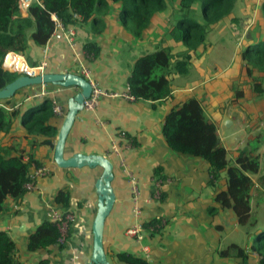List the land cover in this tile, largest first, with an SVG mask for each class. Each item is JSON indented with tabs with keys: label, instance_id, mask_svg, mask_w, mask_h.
<instances>
[{
	"label": "crops",
	"instance_id": "obj_1",
	"mask_svg": "<svg viewBox=\"0 0 264 264\" xmlns=\"http://www.w3.org/2000/svg\"><path fill=\"white\" fill-rule=\"evenodd\" d=\"M113 18L109 24L110 31H104L102 35H95L89 22L78 21L70 26L76 33L73 47L65 41L64 32L53 34L45 45L48 46L45 72L78 74L80 65L86 66L93 82L106 93L93 111L82 110L77 114L67 136L64 155L65 152V157L74 153L102 155L113 165L111 187L115 202L103 230V247L109 264H124L113 256V253L119 252L142 257L149 264H190L195 256H205L208 252L203 232L198 231L196 226H204L201 225L202 222L210 218L207 210L217 208L214 215L223 210L218 209L217 204L212 206L213 189L217 186L216 183L214 187L207 183L209 175L205 164L174 154L167 148L161 133L164 117L173 106H180L186 98L193 96L203 107L207 119L216 126L217 136L227 155L226 146H235V152L240 149V142L229 134L231 129L229 132L228 121H220L223 110L211 114L203 106L212 89L208 85L211 77L205 70V61L201 60L190 66L187 75L172 78L171 96L162 102H129L121 98L127 91V78L134 60L143 51L153 50L143 48L146 40L134 39ZM87 41H93L100 47V54L95 60L89 61L85 57L82 46ZM45 46L40 48L31 44L29 56L37 65L44 56ZM23 63L24 61L16 62L11 69L23 67ZM193 76H200L202 81H195L200 82L196 85L192 81ZM42 90L47 93L45 97H32ZM206 90L209 93L206 94ZM21 91V94L13 96V104L19 106L23 103V111L25 105L33 106L48 98L62 107L65 115L67 100L78 89L46 84ZM23 94L28 96L24 98ZM113 94L117 96H112ZM63 117H58L57 132ZM18 129L19 127L16 128ZM123 132L133 138V146L124 135H119ZM55 139L56 137L53 146ZM8 142L27 150L26 143L20 139ZM34 152L40 166H51V173L48 177L38 179L35 189L25 193L20 200L5 202V213L0 216V231L6 232L15 244L16 264H39L45 260L49 264H88L93 244L92 222L97 211L94 183L99 178L101 169H59L53 162V148L48 150L39 147ZM159 165H162L166 177L158 189L160 193H164L162 203L155 196L158 178L153 174V170ZM132 183H136V196L131 190ZM67 187L70 191L69 211L73 215V221L64 234L68 235L65 247L62 250L52 248L49 253H29L25 247L26 237L43 221H50L51 212L56 210L54 196L57 191ZM135 210L139 211L138 215ZM153 218L163 220L162 228L153 236L144 227L142 240L137 241L127 236L126 230L129 227L137 222L143 225ZM190 228H194L193 234L200 245L194 252L190 251V244L177 246L181 238H185V243L186 237L191 236L188 232ZM231 233L232 231L229 236ZM143 247L149 249L148 256L144 255Z\"/></svg>",
	"mask_w": 264,
	"mask_h": 264
},
{
	"label": "trees",
	"instance_id": "obj_2",
	"mask_svg": "<svg viewBox=\"0 0 264 264\" xmlns=\"http://www.w3.org/2000/svg\"><path fill=\"white\" fill-rule=\"evenodd\" d=\"M108 2L113 3L118 13L111 14ZM235 5L236 0H37L28 8L26 17H22L17 0H0V63L8 52H13L22 56L30 67L37 66L29 56L30 47L32 44L43 48L47 44L54 33L52 16L66 27L78 21L90 22L92 32L102 35L108 26L103 17L106 14L110 19L116 18L117 24L137 40H146L155 17L160 16L167 21L169 18L166 37L170 44L165 43L140 55L134 60L127 78L128 91L135 101L159 103L171 96L172 78L187 75L189 67L209 53L211 46L206 39L207 34L228 19ZM256 16L250 26L251 41L245 43L248 47L240 53L249 77L253 71L264 74V0ZM82 49L89 61L100 54L99 45L93 41L85 42ZM15 61L24 60L20 58ZM6 65L10 68L13 66L8 57L5 59ZM19 76L18 73L4 71L0 66V90ZM253 81V91L261 94V84ZM21 93L20 90L14 96ZM27 96L23 94L24 98ZM53 107L48 98L33 106L25 105L24 111L23 103L19 106L13 104V97L0 103V216L5 213L7 200L18 201L25 194L24 185L29 180L32 166H40L34 150L39 147L53 148L58 120ZM161 133L171 152L205 164L209 185L214 187L215 183L217 186L221 182L213 189L212 197L218 209L230 210L240 226L251 224L253 190L264 185L261 181L264 176L254 182L250 175H257L264 169V156L261 162L262 155L259 153L264 146V135L251 136L246 146L230 161L217 136L216 126L207 119L203 107L193 96L166 113ZM123 134L133 146V138ZM13 139L24 141L27 150L8 142ZM153 174L161 182L166 179L162 165L157 166ZM163 195L160 193L159 196L161 203ZM69 201L68 187L57 191L54 196L56 209L64 213L70 212ZM216 212L217 208L209 211L211 214ZM57 224L45 220L38 225L25 239L26 250L29 253H49L52 248L62 250L68 235H62ZM162 226L163 220L160 218L143 224L145 229L151 230H148L150 236ZM15 251L14 242L6 232L0 231V264H16ZM217 254L229 260V264L232 261L247 264L251 255L255 254L257 264H264V229H257L245 247L232 243ZM113 256L124 264H149L144 258L127 252L113 253ZM39 264L49 262L45 260Z\"/></svg>",
	"mask_w": 264,
	"mask_h": 264
},
{
	"label": "rangeland",
	"instance_id": "obj_3",
	"mask_svg": "<svg viewBox=\"0 0 264 264\" xmlns=\"http://www.w3.org/2000/svg\"><path fill=\"white\" fill-rule=\"evenodd\" d=\"M261 1L236 0L234 11L228 19L207 34L206 39L211 49L201 59L202 62L205 61V65L207 64V69L205 70L208 71L207 74L211 77L208 85L212 88L210 94L206 97V102L209 104L204 103L203 106L211 114L217 110H223L220 114V121L222 119L228 121L229 132L231 129L229 134L238 139V143L240 142L238 144L240 149L236 152L233 150L235 146L230 144L226 146L228 148L227 159L230 161L235 158L238 151L246 146L251 136L264 135V74H258L253 71L250 77L247 76L244 61L240 57V53L244 50L245 43H247V34H249L251 41L250 26L255 22L256 15L259 14ZM108 5L110 6L111 14L118 13L119 10H116L117 8H115L113 3L108 2ZM102 13L99 14L101 15ZM103 17H105L104 22L108 24L104 31L108 33L111 29L109 24L112 19L106 17V14ZM169 23V18L167 21L163 17H155L147 31L146 42L143 43L146 45L143 48L148 51L160 48L165 43L170 44L169 38L166 37ZM89 26L91 27L90 22ZM253 80H257L261 84L263 91L261 94L253 91ZM192 81H202V78L193 76ZM198 83L200 82H195L196 85ZM26 91H29V89H26ZM207 93H209V90H206ZM259 153L260 156L262 155L261 162H263L264 146L259 150ZM222 175L224 177V174ZM250 176L254 182H257L259 178L264 176V169L259 174ZM261 181L264 184V179ZM219 183H217V186ZM206 205L209 206V204ZM213 205L216 206V203L212 201ZM207 214L210 218L202 222L201 225L204 226H196V228L198 231L203 232L208 252L205 256H195L191 259L190 264H229V260L219 257L217 252L226 249L232 243L245 247V244L253 237V233L257 229H264V185L255 187L253 190L251 224L249 223L246 226L238 225L234 214L230 210L220 211L217 215L211 214L207 210ZM194 231V228H190L188 232L191 236L186 237L185 243V238H181L177 246L190 244V251L193 252L197 247H200L199 243L196 242ZM231 231L232 233L229 236ZM207 237H211V239H207ZM197 250L199 251V249ZM257 261L258 257L252 254L247 264H257ZM231 264H236V262L232 261Z\"/></svg>",
	"mask_w": 264,
	"mask_h": 264
},
{
	"label": "water",
	"instance_id": "obj_4",
	"mask_svg": "<svg viewBox=\"0 0 264 264\" xmlns=\"http://www.w3.org/2000/svg\"><path fill=\"white\" fill-rule=\"evenodd\" d=\"M246 40L250 41L249 34ZM248 47V45H245ZM50 84L57 87H75L78 92L67 100L66 112L58 129L53 146V162L59 169H94L100 168L101 174L94 183L97 196V211L92 222V253L88 264H109L103 247L104 223L115 202V195L111 187L113 180V165L109 159L97 154L74 153L65 157L67 136L74 124L76 116L83 110V102L91 94V86L79 74L48 73L37 75H20L0 90V101L11 99L16 92L33 86Z\"/></svg>",
	"mask_w": 264,
	"mask_h": 264
},
{
	"label": "built area",
	"instance_id": "obj_5",
	"mask_svg": "<svg viewBox=\"0 0 264 264\" xmlns=\"http://www.w3.org/2000/svg\"><path fill=\"white\" fill-rule=\"evenodd\" d=\"M34 2H37V0H17L18 10H19V13L22 17H26L28 8ZM52 20L54 22V33L53 34H55L57 32H64L65 41L67 42V44L70 47H73L74 43H75L74 40L76 37V33H75L74 28L70 27V26H68V27L64 26L55 16H52ZM47 50H48V46H45L44 51H43L44 56L42 57V60L39 62V64L35 67H30L22 56H20L16 53H13V52H8L4 56L2 62L0 63L1 64L0 66L4 71L10 72V73H18L20 75L33 76V75L43 73V72H45L46 65H47L46 64V58H47L46 52H47ZM7 57H8L11 64H14V63L16 64L15 60L22 58L24 60V63H23L24 66L22 65L23 67L14 68V69H11L10 66L6 67L5 66V59ZM29 71L32 73H29ZM78 74L82 78H84L87 82H89L91 89H92L89 98L84 100V102H83V110L93 111L97 107L100 98L102 96H104L106 93L93 82L92 78L89 75V71H88L86 66L80 65ZM46 94L47 93H45L42 90L37 94H33L32 97L39 99V98L45 97ZM112 96H117V95L113 94ZM120 97L129 101V102L135 101L134 97L129 93L128 88H127V91L125 93H123ZM53 105H54L53 111H54L55 115L57 117H63L64 116L63 108L60 107L59 105H55V103H53ZM119 135L123 136L124 134L119 133ZM50 173H51V166L50 165H41L39 167H36L33 165L32 170H31L30 174L28 175L29 180L24 185L25 193L32 192L35 189L36 181L38 179L48 177L50 175ZM161 184H162V182L159 179H157L156 180V190H155V196L157 199L160 196V191L158 189H159ZM132 185H133L131 188L132 193L134 196H136L137 195V191L135 189L136 183H132ZM135 214L138 215L139 211L135 210ZM50 218H51L50 221L58 223L57 225H58V228L61 231L62 235L65 234L67 227H68L67 226L68 223H71L73 221V215L71 212L64 213V212L59 211L57 209L53 210L51 212ZM148 230L151 231L150 229H148ZM126 234L130 238L135 239L137 241L142 240V238H143V225L139 222L135 223L133 226L129 227L126 230ZM142 251H143L145 256H148L149 249L147 247H143Z\"/></svg>",
	"mask_w": 264,
	"mask_h": 264
},
{
	"label": "bare ground",
	"instance_id": "obj_6",
	"mask_svg": "<svg viewBox=\"0 0 264 264\" xmlns=\"http://www.w3.org/2000/svg\"><path fill=\"white\" fill-rule=\"evenodd\" d=\"M8 61H9V59H8ZM8 65H6V67H7Z\"/></svg>",
	"mask_w": 264,
	"mask_h": 264
}]
</instances>
